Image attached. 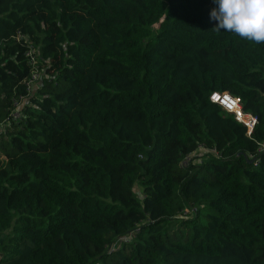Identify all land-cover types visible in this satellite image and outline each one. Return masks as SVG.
Wrapping results in <instances>:
<instances>
[{
    "label": "trees",
    "instance_id": "1",
    "mask_svg": "<svg viewBox=\"0 0 264 264\" xmlns=\"http://www.w3.org/2000/svg\"><path fill=\"white\" fill-rule=\"evenodd\" d=\"M213 7L0 0V264H264V44Z\"/></svg>",
    "mask_w": 264,
    "mask_h": 264
},
{
    "label": "clouds",
    "instance_id": "2",
    "mask_svg": "<svg viewBox=\"0 0 264 264\" xmlns=\"http://www.w3.org/2000/svg\"><path fill=\"white\" fill-rule=\"evenodd\" d=\"M211 29L221 30L254 44H264V0H212Z\"/></svg>",
    "mask_w": 264,
    "mask_h": 264
},
{
    "label": "built area",
    "instance_id": "3",
    "mask_svg": "<svg viewBox=\"0 0 264 264\" xmlns=\"http://www.w3.org/2000/svg\"><path fill=\"white\" fill-rule=\"evenodd\" d=\"M27 55L29 56L30 58V62L33 64V62L35 61L34 60V57L32 56L31 52H27ZM38 72L37 71H34L33 74H32V78L31 80L28 81V88L30 89L31 87V84L33 82H35L37 79H38ZM214 97H216V99H214ZM225 97H228L229 100L228 102L226 103L224 98ZM210 100L213 102V103H216L218 105L221 106V108L232 114L234 119L243 124L248 130L249 132L252 131L255 123H256V119L254 116H252L251 114L249 113H246L243 111L242 107H241V104H240V100L238 97H234L232 95H230L229 93L227 92H224V93H218V92H213L211 95H210ZM232 102H235L234 105L230 108L228 106L229 103H232Z\"/></svg>",
    "mask_w": 264,
    "mask_h": 264
},
{
    "label": "rangeland",
    "instance_id": "4",
    "mask_svg": "<svg viewBox=\"0 0 264 264\" xmlns=\"http://www.w3.org/2000/svg\"><path fill=\"white\" fill-rule=\"evenodd\" d=\"M134 190H135L136 193L139 194V196H140V186L135 185ZM131 235H132V234H129V237L127 238L128 240H130V239L132 238ZM0 256H1V255H0Z\"/></svg>",
    "mask_w": 264,
    "mask_h": 264
},
{
    "label": "snow or ice",
    "instance_id": "5",
    "mask_svg": "<svg viewBox=\"0 0 264 264\" xmlns=\"http://www.w3.org/2000/svg\"><path fill=\"white\" fill-rule=\"evenodd\" d=\"M214 99H216V97H214ZM225 102L227 103L229 98L228 97H225L224 98ZM235 102H232V103H229L228 106L231 108L233 105H234Z\"/></svg>",
    "mask_w": 264,
    "mask_h": 264
},
{
    "label": "water",
    "instance_id": "6",
    "mask_svg": "<svg viewBox=\"0 0 264 264\" xmlns=\"http://www.w3.org/2000/svg\"><path fill=\"white\" fill-rule=\"evenodd\" d=\"M1 257V256H0Z\"/></svg>",
    "mask_w": 264,
    "mask_h": 264
}]
</instances>
